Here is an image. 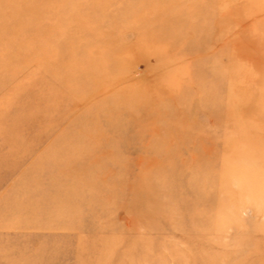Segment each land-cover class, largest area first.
Segmentation results:
<instances>
[{
    "label": "rangeland",
    "instance_id": "1",
    "mask_svg": "<svg viewBox=\"0 0 264 264\" xmlns=\"http://www.w3.org/2000/svg\"><path fill=\"white\" fill-rule=\"evenodd\" d=\"M0 8V264H264V0Z\"/></svg>",
    "mask_w": 264,
    "mask_h": 264
},
{
    "label": "bare ground",
    "instance_id": "2",
    "mask_svg": "<svg viewBox=\"0 0 264 264\" xmlns=\"http://www.w3.org/2000/svg\"><path fill=\"white\" fill-rule=\"evenodd\" d=\"M125 7V6H124ZM1 9V8H0ZM132 23V22H131ZM0 25H2V28H0V33H7V32H10L9 30H7L8 26H15V25H12L11 23H9V21L6 20V17L4 14L0 15ZM5 26H7L5 28ZM39 31V30H38ZM6 41V40H5ZM90 42V41H89ZM87 43V42H86ZM7 48L6 46V42H5V45L4 46H1L0 44V51H1V54L3 51H5V49ZM25 51H28L27 49H24ZM11 52V51H10ZM8 53L9 52H5L4 54H2L0 56V65L2 62H6L7 59H8ZM86 54V53H85ZM7 68V67H6ZM0 69H1V66H0ZM75 72V71H74ZM118 75V74H117ZM86 79V78H85ZM53 81V80H52ZM106 83V82H104ZM124 85V84H123ZM109 91V90H108ZM134 97V96H133Z\"/></svg>",
    "mask_w": 264,
    "mask_h": 264
}]
</instances>
